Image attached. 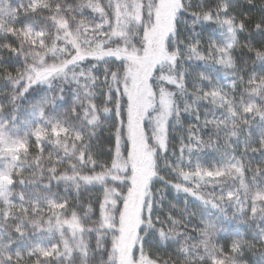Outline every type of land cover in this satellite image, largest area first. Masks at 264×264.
<instances>
[{"label": "snow or ice", "instance_id": "6c2138e0", "mask_svg": "<svg viewBox=\"0 0 264 264\" xmlns=\"http://www.w3.org/2000/svg\"><path fill=\"white\" fill-rule=\"evenodd\" d=\"M0 264H264V0H0Z\"/></svg>", "mask_w": 264, "mask_h": 264}, {"label": "trees", "instance_id": "16d2710c", "mask_svg": "<svg viewBox=\"0 0 264 264\" xmlns=\"http://www.w3.org/2000/svg\"><path fill=\"white\" fill-rule=\"evenodd\" d=\"M249 259H250V257H249Z\"/></svg>", "mask_w": 264, "mask_h": 264}]
</instances>
